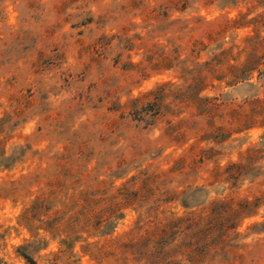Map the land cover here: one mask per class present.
<instances>
[{"label":"rangeland","instance_id":"1","mask_svg":"<svg viewBox=\"0 0 264 264\" xmlns=\"http://www.w3.org/2000/svg\"><path fill=\"white\" fill-rule=\"evenodd\" d=\"M263 36L264 0H0V154L24 153L14 165L0 167V264H95L83 252L86 243L101 245L133 228L137 215L125 209L104 235H72L74 248L63 253L67 236L44 232L45 216L33 220L32 227L22 224L24 210L50 191L45 181L57 172L51 157L65 148L85 145L82 170L88 176L78 182L64 178L47 205L53 206L51 217L56 211L59 216L73 212L68 199L79 192L100 196L101 190L110 196L140 171L169 169L200 138V147L215 154L195 171L171 174L168 188L201 187L204 192L194 196L198 202L259 197L262 187L257 183L211 184L210 175L216 166L224 169L240 161L247 149L264 148L262 129L210 138L204 137L208 130L201 122L188 130L190 140L180 146L161 135L169 121L188 117L189 110L172 103L159 114L152 107L130 114L118 105L164 82L185 88L196 64L210 62L222 49H231L243 62L250 52L245 39ZM166 53L179 56L168 70L142 74L129 66ZM199 70L208 77L204 96L221 95L233 103L264 97V67L262 75L254 72L236 85L211 78L204 66ZM111 120L119 122L117 129L108 125ZM37 174L41 182L23 179ZM195 205L191 202L186 209L178 201L166 206L165 214H182ZM263 224L261 205L238 230L237 257L226 255L206 264H264Z\"/></svg>","mask_w":264,"mask_h":264},{"label":"trees","instance_id":"2","mask_svg":"<svg viewBox=\"0 0 264 264\" xmlns=\"http://www.w3.org/2000/svg\"><path fill=\"white\" fill-rule=\"evenodd\" d=\"M245 43L250 52L243 62H238L239 57H234L231 49H222L210 62L196 64L192 69L195 75L185 88L176 89L172 83L164 82L154 90L130 99L124 105H118V110L142 114L152 107L159 114L160 109L172 103L189 110L188 117H183L176 123L169 121L161 135L168 143L180 146L186 145L190 140L188 130L201 122H205L208 130L204 137L210 138L230 136L232 133H242L253 128L264 131V97H251L240 103H233L225 101L221 95L204 96L208 77L202 75V70L196 72V67L204 66L211 78L228 79L229 85L250 80L254 72L262 75L264 36L246 38ZM178 57L167 53L160 54L156 58L150 56L145 64L130 62L129 66L138 69L142 74L149 70H168ZM230 60L235 63H230ZM187 69L188 67H184L183 71L186 72ZM170 97L173 98L172 102L166 104L165 101ZM108 125L117 129L119 122L111 120ZM262 139L264 140V136ZM203 140L204 138H200L191 144L173 160L169 169L140 171L121 184L110 196H103L101 190L97 191L100 196L92 195L88 191L79 192L68 199L73 212H63L59 216L56 211L54 217H51L49 214L53 206L47 205L65 183L64 178L78 182L88 176V172L82 170L85 167V145L74 150L65 148L62 153L51 157L57 172L45 181L50 191L36 197L32 205L22 213L21 222L32 227L33 220L45 216L47 219L42 230L52 235L66 234L67 238L62 241L66 249L61 251L66 253V250L72 251L74 248L76 238L71 239L72 235L78 232L87 233L88 236L104 235L114 225V221L123 217V210L132 209L137 215L132 229L106 240L101 245L95 242L86 243L82 247L83 252L95 264H112L111 260H114L113 264H206L226 255L236 258L234 250L240 237L239 228L246 219L255 217L260 206L264 205V148L251 147L244 152L240 161L230 162L224 169L216 166L210 175L211 184L226 182L235 187L246 180L257 183L262 187L259 197L253 200L244 197L198 202L194 196L197 192H204L201 187L187 186L182 191H176L169 189L168 183L174 172L185 169L195 171L200 164L210 159V155L215 154L212 148L207 150L200 147L199 143ZM3 155L4 152L0 154V167L8 168L20 160L24 153H14L9 157H2ZM23 179H32L38 183L42 181V176L30 175ZM178 201L186 209L191 208V202L196 203V209L182 214L166 215L165 207ZM77 208L80 209L76 210ZM257 225L255 223L253 227ZM262 228L264 229V224ZM222 264L235 262L226 261Z\"/></svg>","mask_w":264,"mask_h":264}]
</instances>
